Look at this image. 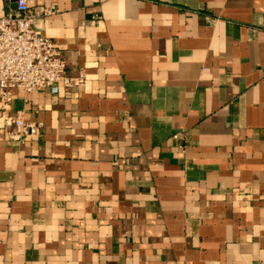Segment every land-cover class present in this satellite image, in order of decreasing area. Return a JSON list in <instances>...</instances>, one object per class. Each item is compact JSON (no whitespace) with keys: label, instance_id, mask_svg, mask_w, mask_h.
Instances as JSON below:
<instances>
[{"label":"crops","instance_id":"obj_1","mask_svg":"<svg viewBox=\"0 0 264 264\" xmlns=\"http://www.w3.org/2000/svg\"><path fill=\"white\" fill-rule=\"evenodd\" d=\"M27 4L86 80L0 102V264H264V0Z\"/></svg>","mask_w":264,"mask_h":264},{"label":"built area","instance_id":"obj_2","mask_svg":"<svg viewBox=\"0 0 264 264\" xmlns=\"http://www.w3.org/2000/svg\"><path fill=\"white\" fill-rule=\"evenodd\" d=\"M15 10L0 17V102L10 104L12 90L24 94L47 91L55 96L62 93L70 98L85 82L86 74L78 66H70L66 55L54 41L38 33L35 21L39 15H49L52 8L41 14L28 7L27 0H15ZM7 137L23 142L42 132L41 121H29L24 111L8 116L1 112Z\"/></svg>","mask_w":264,"mask_h":264},{"label":"water","instance_id":"obj_3","mask_svg":"<svg viewBox=\"0 0 264 264\" xmlns=\"http://www.w3.org/2000/svg\"><path fill=\"white\" fill-rule=\"evenodd\" d=\"M15 1V0H14ZM15 8H16V6H15Z\"/></svg>","mask_w":264,"mask_h":264}]
</instances>
